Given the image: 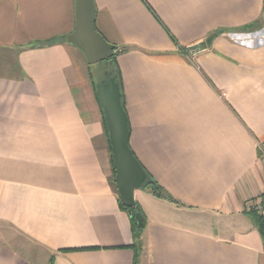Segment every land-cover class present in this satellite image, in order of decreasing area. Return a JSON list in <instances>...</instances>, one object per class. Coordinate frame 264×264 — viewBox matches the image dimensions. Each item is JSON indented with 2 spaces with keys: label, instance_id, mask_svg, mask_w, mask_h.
<instances>
[{
  "label": "crops",
  "instance_id": "1",
  "mask_svg": "<svg viewBox=\"0 0 264 264\" xmlns=\"http://www.w3.org/2000/svg\"><path fill=\"white\" fill-rule=\"evenodd\" d=\"M146 2L95 0L96 28L128 48L130 146L179 201L135 191V263L96 80L68 40L76 0H0V264H264L248 210L264 198V0Z\"/></svg>",
  "mask_w": 264,
  "mask_h": 264
},
{
  "label": "water",
  "instance_id": "2",
  "mask_svg": "<svg viewBox=\"0 0 264 264\" xmlns=\"http://www.w3.org/2000/svg\"><path fill=\"white\" fill-rule=\"evenodd\" d=\"M95 22V0H76V25L68 40L85 54L91 65L110 60L117 49L96 28ZM214 37L212 34L207 38L208 45ZM105 76L97 84L96 94L109 133L120 200L133 207L136 204L135 191L146 181L147 172L130 146L129 117L123 108L120 84L116 76H109L108 72Z\"/></svg>",
  "mask_w": 264,
  "mask_h": 264
},
{
  "label": "trees",
  "instance_id": "3",
  "mask_svg": "<svg viewBox=\"0 0 264 264\" xmlns=\"http://www.w3.org/2000/svg\"><path fill=\"white\" fill-rule=\"evenodd\" d=\"M146 4H148L146 2V0H143ZM260 23V22H259ZM258 24H251L249 26H246L243 29L244 31H256L257 29H260V25ZM223 33V31H217L215 33H213L215 36L219 35ZM53 42V40H48V41H44L41 42L39 44L41 45H47V44H51ZM211 43V41H210ZM208 45V43H207ZM36 46V45H34ZM128 48H123V49H119L116 50L113 57L108 60V61H104V72H108L109 76H116L117 81L120 84V89H121V93H122V104H123V108L127 113V107H126V99H125V94H124V90H123V79H122V73L121 70L118 66L117 63V56L122 53L123 51H126ZM90 66L89 65V70H90ZM90 73H93L92 71H90ZM106 76L104 75L102 77L105 78ZM101 79V80H102ZM100 80V81H101ZM100 81H96V87L97 84ZM128 114V113H127ZM129 117V116H128ZM105 121V120H104ZM129 129L131 130L130 127V121H129ZM107 131V130H106ZM135 154V153H134ZM145 168V167H144ZM146 172H147V178L146 181L144 182V184L141 186V188L148 190L150 193H152L154 196L162 198V199H166L170 202H173L175 204H179V201L173 197L151 174L150 172L145 168ZM115 173V170H114ZM120 206L129 212L130 214V221H131V230H132V236H133V244L132 247L135 248V250L137 251L136 254V258H135V263L138 260V250L141 246V237H142V233L145 230L146 226H147V216L146 213L144 212L143 208L141 207V205L139 204L138 201H136L135 206L133 207H129L127 205H125L124 203H122L120 201ZM250 215L252 216V218L255 221V224L258 228V230L260 231L261 235L263 236V240H264V215L261 214H257L254 211H250ZM53 261V259H52Z\"/></svg>",
  "mask_w": 264,
  "mask_h": 264
},
{
  "label": "rangeland",
  "instance_id": "4",
  "mask_svg": "<svg viewBox=\"0 0 264 264\" xmlns=\"http://www.w3.org/2000/svg\"><path fill=\"white\" fill-rule=\"evenodd\" d=\"M104 67H105L104 62L96 63L90 66V71L93 72V76L97 82L100 81L102 77L105 75ZM142 194H148V192L146 191V189L139 188L137 191V195L140 196ZM248 210L254 211L255 213L259 214L258 210L260 209L259 208L256 209L255 207H253V205H251Z\"/></svg>",
  "mask_w": 264,
  "mask_h": 264
},
{
  "label": "built area",
  "instance_id": "5",
  "mask_svg": "<svg viewBox=\"0 0 264 264\" xmlns=\"http://www.w3.org/2000/svg\"><path fill=\"white\" fill-rule=\"evenodd\" d=\"M257 148H258V154L259 158L263 160L264 162V139L257 141ZM253 205L256 209H260L259 214L264 215V198H256L255 200L250 202V206ZM249 206V207H250Z\"/></svg>",
  "mask_w": 264,
  "mask_h": 264
}]
</instances>
